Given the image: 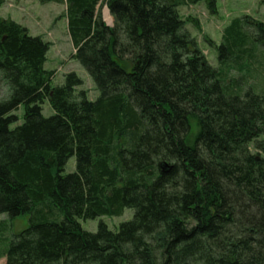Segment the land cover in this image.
Wrapping results in <instances>:
<instances>
[{
	"label": "trees",
	"instance_id": "obj_1",
	"mask_svg": "<svg viewBox=\"0 0 264 264\" xmlns=\"http://www.w3.org/2000/svg\"><path fill=\"white\" fill-rule=\"evenodd\" d=\"M38 1L65 4L72 59L99 95L76 92L74 72L52 86L49 44L0 18V214L28 216L0 259L264 264V95L250 81L264 23L232 19L213 67L178 13L200 0ZM124 209L133 216L115 231L81 227Z\"/></svg>",
	"mask_w": 264,
	"mask_h": 264
},
{
	"label": "rangeland",
	"instance_id": "obj_2",
	"mask_svg": "<svg viewBox=\"0 0 264 264\" xmlns=\"http://www.w3.org/2000/svg\"><path fill=\"white\" fill-rule=\"evenodd\" d=\"M0 1V18L20 24L28 30L31 36H38L49 44L44 69L54 72L51 85L54 87L62 85L65 74L74 72L82 80V85L77 87L76 92L84 91L88 100H95L99 93L92 78L77 60L72 59L75 49L68 35L65 4L42 3L38 0ZM98 13L107 25L113 24V18L104 4L99 7ZM178 13L184 23L185 30L195 40L209 64L216 67V47L221 43L224 28L232 19L243 16H249L264 23V0H215L213 8L208 6L206 0H200L196 4L179 6ZM259 56L262 63L261 70L257 74L252 73L253 79L250 81L256 82L252 88L253 92L257 94L263 92L264 95V50ZM0 87L1 95L4 96L7 87L3 82H0ZM15 114L21 119L22 107ZM42 114L44 117L53 114L47 101L42 105ZM14 126L12 125L11 128ZM260 140H264V135L260 137ZM252 152H255L254 149ZM74 171L75 157L72 156L68 159L63 174ZM132 216V209H124L120 216H102L93 220L80 221V224L82 229L88 232H95L99 223H103L108 229L115 231L120 223L129 221ZM27 226V215L10 219L7 214H0V251L6 250L14 235ZM0 264H5V257L0 259Z\"/></svg>",
	"mask_w": 264,
	"mask_h": 264
}]
</instances>
